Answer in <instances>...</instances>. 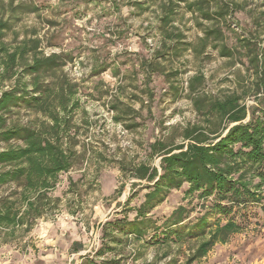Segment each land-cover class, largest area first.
<instances>
[{
    "label": "trees",
    "instance_id": "16d2710c",
    "mask_svg": "<svg viewBox=\"0 0 264 264\" xmlns=\"http://www.w3.org/2000/svg\"><path fill=\"white\" fill-rule=\"evenodd\" d=\"M254 2L112 0L116 12L128 7L139 17L156 8L151 12L158 21L160 42L151 57L141 60L145 86L131 81L130 88L138 93L129 101L141 102L143 96L153 101L149 84L154 76L163 77L173 99L186 92L204 121L188 125L178 145L160 141L151 145L152 153L161 157L160 172L146 164L132 168L134 178L150 183L144 201L126 210L135 213L132 220L122 217L102 225L98 257L132 244L135 261L156 246L163 253L148 264H159V259L165 260L162 264H193L243 231L241 224L230 219L235 213L259 206L264 214V0L259 6ZM257 10L263 11L256 14ZM39 12L32 1L0 0V145L6 146L0 149V192L7 190L0 194V245L29 234L40 219L56 214L61 199L51 193L60 176L88 159L87 145H81L75 125V112L80 108L78 85L64 71L74 57L45 54L44 39L37 29L20 30L26 16ZM241 12L253 15L254 30L247 35L236 21ZM186 14L200 32L194 40L186 34L187 24L180 21L177 25V19ZM228 34L236 36V44L228 43ZM188 52L201 60L209 59L210 52L230 62L246 60L242 63L246 74L221 99L203 90L205 76L199 71L187 81L185 90L179 87L182 71L175 64ZM247 97L257 105L247 107ZM111 99L114 121L128 131L135 130L140 110L119 97ZM21 111L33 118L22 122ZM185 184L188 195L198 193L200 199L212 198V202L194 222H185L189 210L180 206L158 225L153 211ZM76 185L71 182L69 193H74ZM184 244L188 247L183 253ZM120 260L84 258L82 264H120Z\"/></svg>",
    "mask_w": 264,
    "mask_h": 264
},
{
    "label": "rangeland",
    "instance_id": "374dc122",
    "mask_svg": "<svg viewBox=\"0 0 264 264\" xmlns=\"http://www.w3.org/2000/svg\"><path fill=\"white\" fill-rule=\"evenodd\" d=\"M27 1L37 5L40 12L38 16H26L22 22L24 28L20 30L37 29L44 39L45 54L66 53L74 57V62L67 64L64 71L78 85L80 108L75 112V125L81 145H87L88 159L82 166L60 176L56 190L51 193L52 197L61 199L56 214L40 219L29 234L0 245V264H82L84 258L97 262L121 259L120 264L153 262L163 253L156 246L149 247L138 261L134 260L136 247L132 244L100 257L97 253L103 244L102 225L122 217L132 220L135 213L126 210L137 208L144 201L146 186L150 183L134 178L132 168L146 164L160 172L161 157L152 153L151 145L156 141L178 145L188 125L204 121L194 111L186 92L181 98L173 99L163 77L154 76L149 84L153 101L145 96L140 98L141 102L128 99L138 93L130 88L131 81L140 88L145 86L140 62L151 57L160 42L158 21L151 12L156 8L139 17L128 7L116 12L112 0ZM261 1L255 0L254 5L259 6ZM257 11L256 14L263 10ZM252 16L247 12L236 15L246 35L254 30ZM180 21L187 24L189 40L200 35L189 14L183 19L179 17L177 25ZM228 43L236 44L234 34H228ZM245 62H230L219 58L216 52H210L206 60L194 59L188 52L175 64L182 71L179 87L186 90L187 81L199 71L205 76L203 90L221 99L236 88V79L246 74L242 64ZM116 73L119 76H114ZM112 96L140 110L134 122L139 125L135 130L128 131L114 121V113L109 109ZM245 104L250 108L257 102L247 97ZM32 118L21 111L22 122ZM4 147L0 145V149ZM71 182L77 184L74 193H69ZM188 188L185 184L173 190L153 211L158 225L180 206L189 210L186 223L204 214L212 198L200 199L198 193L188 195ZM230 219L241 224L243 231L233 235L227 244L216 245L205 258L193 264H264V214L260 207L251 206ZM183 253L179 256L181 263ZM164 261L159 259L158 263Z\"/></svg>",
    "mask_w": 264,
    "mask_h": 264
},
{
    "label": "built area",
    "instance_id": "2783aa9c",
    "mask_svg": "<svg viewBox=\"0 0 264 264\" xmlns=\"http://www.w3.org/2000/svg\"><path fill=\"white\" fill-rule=\"evenodd\" d=\"M150 42H151V40H150ZM153 48V47H152Z\"/></svg>",
    "mask_w": 264,
    "mask_h": 264
}]
</instances>
